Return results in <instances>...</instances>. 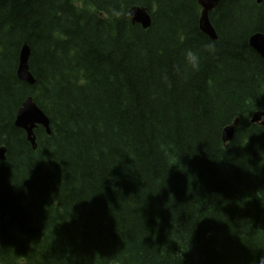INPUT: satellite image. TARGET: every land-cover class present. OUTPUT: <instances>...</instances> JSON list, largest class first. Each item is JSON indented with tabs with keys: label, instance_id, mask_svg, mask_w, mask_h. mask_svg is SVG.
I'll return each instance as SVG.
<instances>
[{
	"label": "trees",
	"instance_id": "1",
	"mask_svg": "<svg viewBox=\"0 0 264 264\" xmlns=\"http://www.w3.org/2000/svg\"><path fill=\"white\" fill-rule=\"evenodd\" d=\"M133 5L149 27L130 20ZM199 11L197 0H0V264L264 254V126L250 122L264 111V58L248 42L264 34V0H220L216 39ZM23 43L33 84L16 75ZM27 95L50 120L35 149L14 125Z\"/></svg>",
	"mask_w": 264,
	"mask_h": 264
},
{
	"label": "water",
	"instance_id": "2",
	"mask_svg": "<svg viewBox=\"0 0 264 264\" xmlns=\"http://www.w3.org/2000/svg\"><path fill=\"white\" fill-rule=\"evenodd\" d=\"M197 1L201 6V11L198 19V27L202 32H204L210 38L214 39L216 38V34L213 26L210 23L208 13L211 9H213L217 5V3L220 0H197ZM128 16L131 18L132 21L139 23L144 28L150 25L151 22L150 14L143 7L132 6L128 10ZM248 42L249 45L252 48H254L255 51H257L264 58V34L255 33L249 37ZM28 54H29V48L24 45L20 51L17 73L21 79H24L32 83L33 79L27 71ZM251 122H258L261 125H264V112L254 113L252 115ZM15 123L18 126H21L26 129L27 138L33 144V137L31 136V132H30L31 127H33L34 123H40L47 128L48 118L28 98L23 103V106L18 109ZM237 123L238 122L236 120L233 124L224 128L223 130L224 141H228L233 138ZM1 151L3 150H0V152ZM0 157L3 158L2 153H0Z\"/></svg>",
	"mask_w": 264,
	"mask_h": 264
},
{
	"label": "clouds",
	"instance_id": "3",
	"mask_svg": "<svg viewBox=\"0 0 264 264\" xmlns=\"http://www.w3.org/2000/svg\"><path fill=\"white\" fill-rule=\"evenodd\" d=\"M205 50L209 53V55L215 52V46L213 44H207L204 46ZM186 66L190 67L193 72L199 71L200 67V59L199 56L191 51H187L184 56ZM253 264H264V254L258 256Z\"/></svg>",
	"mask_w": 264,
	"mask_h": 264
}]
</instances>
